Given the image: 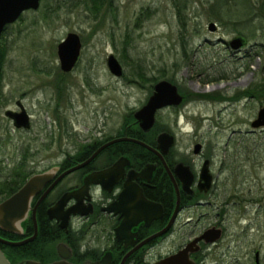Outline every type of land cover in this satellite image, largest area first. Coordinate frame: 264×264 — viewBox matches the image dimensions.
Here are the masks:
<instances>
[{"label":"rangeland","instance_id":"1","mask_svg":"<svg viewBox=\"0 0 264 264\" xmlns=\"http://www.w3.org/2000/svg\"><path fill=\"white\" fill-rule=\"evenodd\" d=\"M95 1L98 13L89 7ZM217 1L189 0L184 24L174 0H47L29 13L15 28L19 33L3 38V84L13 100L22 98L32 126L4 130L0 119V176L22 160L43 169L99 131L116 133L147 101L151 86L169 79L192 94L180 110L162 114L178 148L198 140L211 143L219 158L226 150L246 159L245 173L235 180L248 201L229 211L227 264L237 257L238 264H254L255 250L264 263V129L251 125L264 107V91L255 90L264 84V18L232 23L213 12ZM256 5L264 13V0ZM210 22L217 31L209 30ZM70 32L80 35L83 47L76 67L65 73L57 50ZM238 35L248 39L240 52L221 41ZM111 54L122 63L123 77L109 71ZM141 69L148 80L131 76Z\"/></svg>","mask_w":264,"mask_h":264},{"label":"flooded vegetation","instance_id":"2","mask_svg":"<svg viewBox=\"0 0 264 264\" xmlns=\"http://www.w3.org/2000/svg\"><path fill=\"white\" fill-rule=\"evenodd\" d=\"M41 7L42 0L37 10L24 11L2 34L0 119L5 121L1 126L4 130L9 125L15 130L28 129L18 128L15 118L7 115L8 111L27 108L22 98L13 100L4 90L2 53L6 57L7 48L3 38L19 33L15 29L18 24ZM178 88L183 102L158 109L149 130L141 127L133 112L128 125L116 133L99 131L87 143L68 148L55 164L35 169L22 160L7 175L0 176V182L7 183L19 167L24 175L28 174L21 188L34 174L54 165L58 168L55 177L33 197L22 231L0 227L3 239L26 241L21 245L0 241L5 255L14 256L9 258L12 264L30 260L38 264H207L213 254V264H227L232 241L227 244L229 211L237 203L248 201L242 199L245 191L236 186L235 180L245 173L241 161L246 159L237 160L226 150L224 157L219 158L211 143L198 140L178 148L176 132L169 123L161 121L164 112L180 110L187 96L192 97L189 90L184 93ZM162 133L174 137L168 149L159 142ZM120 138L126 140L106 145ZM101 172L106 173L99 181L87 183L91 174ZM10 196L0 193V203ZM211 230V239L205 238L204 234ZM19 247L23 248L21 253L16 251ZM257 252L264 264L259 250L254 252V264ZM234 261L232 264H238L240 259Z\"/></svg>","mask_w":264,"mask_h":264},{"label":"water","instance_id":"3","mask_svg":"<svg viewBox=\"0 0 264 264\" xmlns=\"http://www.w3.org/2000/svg\"><path fill=\"white\" fill-rule=\"evenodd\" d=\"M41 0H0V60H1V39L4 29L8 24L14 23L21 14L29 9L37 10L40 7ZM209 30L215 32L218 30V25L215 22H210ZM224 44L228 45L232 50L239 51L248 43V39L242 35L235 36L229 41L221 40ZM83 43L81 37L76 32H70L58 45V56L60 60L61 69L64 72L72 71L77 65ZM107 67L111 74L116 77H122L124 75V67L120 60L111 54L107 60ZM184 96L179 91L178 85L168 79L158 81L154 86V92L148 97L146 103L134 112L135 119L140 123L141 127L145 130H149L154 126L156 121V112L158 109L166 107L168 105H179L183 102ZM7 115L15 118V125L18 128L29 129L31 127V116L28 111L22 107L20 112L8 111ZM254 129L264 128V107L260 108L257 118L252 122ZM126 140V138H120L110 141L108 144ZM132 140V139H131ZM139 142V141H137ZM159 142L168 149L174 143V137L168 133H162L159 136ZM79 167V166H77ZM74 167L72 169H76ZM72 169L66 171L64 174L72 171ZM58 168L54 167L31 176L27 182L14 194L0 203V227L4 230L20 233L22 231V222L30 215L32 210V199L42 189V187L50 182L56 175ZM106 172L91 174L86 180L99 181V177ZM62 174V175H64ZM115 174V173H114ZM61 178V177H60ZM58 178L56 181H58ZM47 193V192H46ZM46 193L43 195L45 196ZM35 218V210H34ZM217 233V232H216ZM215 233V235H216ZM211 234L214 232L207 231L204 237L211 239ZM220 232L218 231L219 237ZM213 237V236H212ZM33 239V238H31ZM0 241L5 243H12L21 245L23 242H9L2 237ZM212 241V240H210ZM0 264H12L5 253L0 248ZM21 264H38L37 262L30 260ZM52 264H69L67 262H57ZM255 264H262L259 257V252L256 253Z\"/></svg>","mask_w":264,"mask_h":264},{"label":"trees","instance_id":"4","mask_svg":"<svg viewBox=\"0 0 264 264\" xmlns=\"http://www.w3.org/2000/svg\"><path fill=\"white\" fill-rule=\"evenodd\" d=\"M47 0H42V5L45 4ZM188 2L189 0H174V5L177 9L178 15L180 20L182 21V23L184 24V20H185V10L188 7ZM218 3L213 4V12L216 14V16L218 15V17L224 18L226 20H230L232 23H247L249 21H252V19L255 17V15H262V17L264 18V13L259 11L258 5L255 6V4H258V0H218ZM101 6L103 5L102 2L100 1ZM99 4V2L95 1L93 6H89L90 10H92V12L98 13L99 7H96V5ZM221 4V6H219ZM218 6V8H217ZM95 7V8H92ZM255 10H257V12H255ZM2 57L5 58V53H2ZM2 64V61H1ZM144 69H141V72H132L131 76L135 77V76H140V78L148 80V77L146 76V73H144ZM225 77H228V75L226 74V72H224L223 74H221ZM214 77V78H213ZM217 77L212 76V80H215ZM263 86V87H262ZM153 86H151L152 88ZM262 87V88H261ZM253 89L247 93L250 96H253ZM262 89L264 91V84L261 86H257L255 88V90H260ZM254 90V91H255ZM244 94V93H243ZM261 94V93H260ZM44 171V170H43ZM28 174L24 175L23 172L21 170H19V167L15 168V172H14V177L9 180V182L5 183V182H0V193H5L7 195H12L13 193H15L18 189H20L21 184L24 182V180L26 179V176ZM2 248V247H1ZM23 248L19 247L17 248V252L21 253ZM4 252V249H2ZM8 258V256H7ZM10 259H13L14 256L13 255H9ZM8 258V259H9ZM17 258L19 259L20 256H17ZM9 259V260H10Z\"/></svg>","mask_w":264,"mask_h":264}]
</instances>
